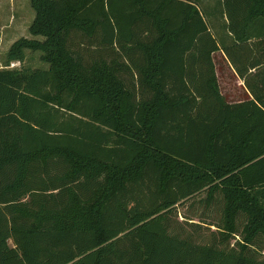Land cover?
Segmentation results:
<instances>
[{
  "label": "trees",
  "instance_id": "obj_1",
  "mask_svg": "<svg viewBox=\"0 0 264 264\" xmlns=\"http://www.w3.org/2000/svg\"><path fill=\"white\" fill-rule=\"evenodd\" d=\"M218 2L228 43L200 0H30L0 69V264H264V0Z\"/></svg>",
  "mask_w": 264,
  "mask_h": 264
},
{
  "label": "rangeland",
  "instance_id": "obj_2",
  "mask_svg": "<svg viewBox=\"0 0 264 264\" xmlns=\"http://www.w3.org/2000/svg\"><path fill=\"white\" fill-rule=\"evenodd\" d=\"M200 5L204 18L217 37V41L220 43L230 42L228 33L225 30V17H221L222 6L218 0H200ZM33 19L34 11L31 8L30 0H0V69L5 68V55L15 41L20 38H33L28 32ZM256 33L254 31L251 37ZM37 39L42 40V38ZM40 56L41 53L39 52L27 51L23 66L31 69L46 68L47 66L40 60ZM212 59L215 64L221 94L228 96L230 101L240 100L243 92L241 90L242 86L238 85V81L235 82V78L238 76L233 67L220 52L214 53ZM20 67L19 63L10 65V68L18 69ZM186 206L179 208L178 212L189 216L194 215L196 209L190 208V203Z\"/></svg>",
  "mask_w": 264,
  "mask_h": 264
},
{
  "label": "crops",
  "instance_id": "obj_3",
  "mask_svg": "<svg viewBox=\"0 0 264 264\" xmlns=\"http://www.w3.org/2000/svg\"><path fill=\"white\" fill-rule=\"evenodd\" d=\"M12 64L17 65V63H12ZM19 67H20V64H19ZM235 76H236V75H235ZM234 78H235V77H234ZM236 81H238V83H239L238 85L242 86V89H241V90H242L243 92H242V96H241V97H243L246 93L249 94V92L247 91V89H245V87L243 86L242 81H241L238 77L235 78V82H236Z\"/></svg>",
  "mask_w": 264,
  "mask_h": 264
}]
</instances>
